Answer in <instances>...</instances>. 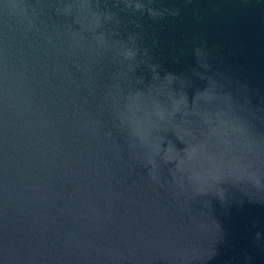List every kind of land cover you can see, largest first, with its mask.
Wrapping results in <instances>:
<instances>
[{
    "label": "water",
    "instance_id": "95a60500",
    "mask_svg": "<svg viewBox=\"0 0 264 264\" xmlns=\"http://www.w3.org/2000/svg\"><path fill=\"white\" fill-rule=\"evenodd\" d=\"M0 264H264V0H0Z\"/></svg>",
    "mask_w": 264,
    "mask_h": 264
}]
</instances>
